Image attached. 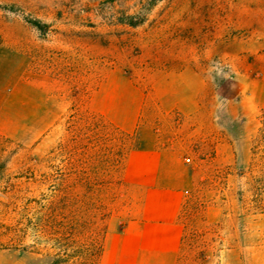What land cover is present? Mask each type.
<instances>
[{"label":"rangeland","instance_id":"obj_1","mask_svg":"<svg viewBox=\"0 0 264 264\" xmlns=\"http://www.w3.org/2000/svg\"><path fill=\"white\" fill-rule=\"evenodd\" d=\"M0 47L46 111L0 133V264H99L177 174V264H264V0H0Z\"/></svg>","mask_w":264,"mask_h":264},{"label":"crops","instance_id":"obj_2","mask_svg":"<svg viewBox=\"0 0 264 264\" xmlns=\"http://www.w3.org/2000/svg\"><path fill=\"white\" fill-rule=\"evenodd\" d=\"M26 68L23 57L0 47V133L8 137L28 135L29 115L46 114L38 109L39 86L25 81ZM186 182L177 174L146 183L137 217L107 232L99 264H177Z\"/></svg>","mask_w":264,"mask_h":264},{"label":"trees","instance_id":"obj_3","mask_svg":"<svg viewBox=\"0 0 264 264\" xmlns=\"http://www.w3.org/2000/svg\"><path fill=\"white\" fill-rule=\"evenodd\" d=\"M260 131L264 132V123H262V128L260 129ZM183 239H184V235H182L180 238V244L182 243ZM102 250H103V247L100 245L96 251V256H95L96 260L100 259V256L102 254ZM56 264H67V263H56ZM83 264H85V262Z\"/></svg>","mask_w":264,"mask_h":264}]
</instances>
